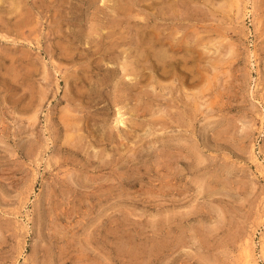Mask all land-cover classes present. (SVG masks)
I'll use <instances>...</instances> for the list:
<instances>
[{"label": "rangeland", "instance_id": "374dc122", "mask_svg": "<svg viewBox=\"0 0 264 264\" xmlns=\"http://www.w3.org/2000/svg\"><path fill=\"white\" fill-rule=\"evenodd\" d=\"M263 242L264 0H0V264Z\"/></svg>", "mask_w": 264, "mask_h": 264}, {"label": "bare ground", "instance_id": "6f19581e", "mask_svg": "<svg viewBox=\"0 0 264 264\" xmlns=\"http://www.w3.org/2000/svg\"><path fill=\"white\" fill-rule=\"evenodd\" d=\"M40 1V0H39ZM149 5V4H148ZM151 5V4H150ZM149 5V6H150ZM155 6V5H154ZM129 7V6H128ZM119 9V8H118ZM131 11V10H130ZM118 13V12H117ZM126 13V12H125ZM129 13V12H128ZM128 13H126V14H128ZM124 18V17H123ZM23 20V19H22ZM129 21V20H128ZM123 24V23H122ZM145 26H149V22H147V23H145L144 24ZM132 26V25H131ZM153 28V27H152ZM16 29V28H15ZM162 29V28H161ZM58 30V29H57ZM56 30V31H57ZM17 31V30H16ZM148 32V31H147ZM107 36V35H106ZM111 36H113V35H111ZM156 36V35H155ZM155 36H153V35H147V36H145L144 37V39H142L143 40V43H144V45H143V47H146L147 46V48H152L153 49V47H154V45L155 44H157L158 42L157 41H160L161 43H164L163 41V38H157V37H155ZM170 41V40H169ZM196 42V41H195ZM174 44V43H173ZM204 44V43H203ZM107 45V44H106ZM137 45L139 46V45H141V41H137ZM108 47V46H107ZM164 47V46H163ZM161 49V48H160ZM158 53V52H157ZM222 53V52H221ZM220 58V57H219ZM218 58V59H219ZM167 59V58H166ZM168 60V59H167ZM169 61V60H168ZM218 64V63H217ZM14 79V78H13ZM118 121H120V119L118 120ZM248 245L250 246V243H248ZM263 245H264V242H263ZM251 248V247H250ZM250 250V249H249ZM263 250H264V246H263ZM245 263L246 264H255L256 263V259L254 258V256L252 255L251 256V254L249 253L248 254V256H247V258H246V261H245Z\"/></svg>", "mask_w": 264, "mask_h": 264}]
</instances>
